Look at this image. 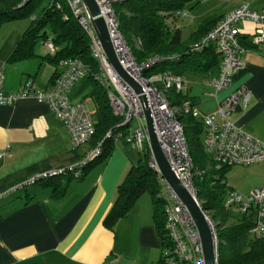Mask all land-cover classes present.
Here are the masks:
<instances>
[{
  "label": "crops",
  "instance_id": "0c3cea01",
  "mask_svg": "<svg viewBox=\"0 0 264 264\" xmlns=\"http://www.w3.org/2000/svg\"><path fill=\"white\" fill-rule=\"evenodd\" d=\"M225 3L228 6L222 12L209 14L202 22L212 15L219 20L242 4L255 11L264 10V0ZM201 23L188 35L181 33V37H190ZM244 24L240 22L238 29L250 42L255 25L252 23L250 29ZM30 25V18L0 24V67H4L5 94L17 91L26 80H32L39 89L50 88L61 67L48 61L42 40L34 43L31 56L9 60ZM176 27L180 29L177 22ZM39 42L41 46L37 45ZM244 59L245 69L235 81L250 89L252 99L245 111L235 110L228 120L264 143V55L249 47ZM214 67L217 68L213 70ZM214 67L183 75L188 83L187 97L204 113L213 112L228 93L227 89L216 92L210 84L219 74V65ZM93 89L92 81L84 77L68 97L72 102L84 101L95 114ZM125 143L129 142L114 141L108 156L91 165L81 178H64L56 185L36 182L15 187L31 171L68 166L89 145L76 148L63 122L45 102L22 98L0 105V153L4 154L0 158V193L15 187L0 198V264H159L163 245L148 192L142 193L112 227L104 223L119 184L134 165ZM225 181L230 190L242 194L264 187V161L229 167Z\"/></svg>",
  "mask_w": 264,
  "mask_h": 264
},
{
  "label": "built area",
  "instance_id": "2783aa9c",
  "mask_svg": "<svg viewBox=\"0 0 264 264\" xmlns=\"http://www.w3.org/2000/svg\"><path fill=\"white\" fill-rule=\"evenodd\" d=\"M65 1L72 16L89 39L91 55L98 63V70L92 76L106 90L113 114L121 117L119 127L129 128L132 122L136 123L128 139L131 148L143 151L146 146L149 147L144 107L140 98L144 95L160 148L176 178L200 207L201 203L193 185L196 168L189 153L179 115L188 114L201 121L204 127V149L217 167L223 164L248 165L264 161V143L243 132L228 120V116L235 110L245 111L252 99L250 89L245 84L235 81L236 76L245 69L246 51L240 41L241 33L238 24L247 21L255 25L250 41L258 52L264 55V10H252L247 4L237 6L225 13L201 42L194 45V49H199L208 43H213L217 47L220 52L219 74L210 84L216 92L228 90L227 95L219 101L213 112L204 113L189 98L179 105L169 101L167 91L170 89L187 94L188 83L182 76L169 71L145 74L150 64L138 62L135 59L119 30V21L113 6L123 0H96V2L107 26L116 58L126 73L140 86L142 91L139 93L112 68L83 1ZM179 13L185 16L187 12L180 10ZM44 47L47 52L52 53L55 50L50 39L44 41ZM154 61L150 63L153 64ZM60 65L50 88L39 89L32 80H26L17 91L7 94L3 92L5 75L4 67L1 66L0 105L13 104L22 98H34L38 102H45L53 114L63 122L77 148L88 144L95 131L94 113L84 101H70L68 93L80 79L91 72H89V66L79 58H66L60 62ZM119 136L120 133L116 139ZM100 152L101 143H98L95 147L88 148L78 160L71 162L68 166L34 172L15 187L41 182L67 171L72 172L74 177H79L84 173V167ZM3 155L0 153V158ZM148 160V166L155 172L159 185L158 197L162 202L167 237L159 264H205L200 235L188 209L164 180L151 151ZM13 188L0 193V198L15 190ZM225 204L236 206L240 214L251 219V237H264V187L254 188L248 194L229 190ZM203 212L207 217L215 255L218 259V222H213L207 211L203 210Z\"/></svg>",
  "mask_w": 264,
  "mask_h": 264
},
{
  "label": "trees",
  "instance_id": "16d2710c",
  "mask_svg": "<svg viewBox=\"0 0 264 264\" xmlns=\"http://www.w3.org/2000/svg\"><path fill=\"white\" fill-rule=\"evenodd\" d=\"M198 1L123 0L114 4L119 30L135 59L150 64L145 70L146 75L169 71L183 77L187 72H203L219 65L220 52L213 43L199 49L193 47L201 42L220 19L217 20L214 15L208 17L187 39L181 37L180 29L176 27V22L181 16L180 10H183L186 4ZM18 18H30L31 25L9 60L31 56L37 40L50 39L55 47L54 52H48L46 56L50 63L60 64L66 58H79L89 66L91 73L86 77L94 85L91 96L96 104V111L95 131L88 145L89 148H93L101 143V152L84 167L85 173L91 165L108 156L119 133L118 138L128 141L131 131L128 127H119L121 117L113 114L106 90L93 78L92 75L98 70V63L91 55L88 37L72 16L66 1L0 0V24ZM240 41L245 49L255 48L247 35L241 34ZM152 60H155L153 64L150 63ZM167 97L174 105H179L188 98L187 94L174 89L167 91ZM178 117L183 125L189 153L196 168L193 185L195 188L197 184L200 188L199 190L195 188L196 196L201 201L202 209L207 211L213 222H218L219 264H264V237L250 236L251 219L240 214L238 208L233 206L239 213V219L235 218L236 222L230 225L225 224L228 219L234 218L230 208L232 206L225 204L226 195L230 190L225 181V173L233 165L245 164H223L217 167L204 149V127L201 121L188 114ZM149 154L147 146L143 151H137V164L130 167L119 184L116 200L104 223L112 227L118 219L129 212L142 193L148 192L154 205L158 234L162 245L165 246L167 237L162 202L158 197L159 185L155 172L148 166ZM37 171H31L29 175ZM84 173L76 178H81ZM71 177H74L72 172L67 171L41 182L56 185L60 180L64 178L68 180ZM63 188L60 189V193Z\"/></svg>",
  "mask_w": 264,
  "mask_h": 264
},
{
  "label": "water",
  "instance_id": "95a60500",
  "mask_svg": "<svg viewBox=\"0 0 264 264\" xmlns=\"http://www.w3.org/2000/svg\"><path fill=\"white\" fill-rule=\"evenodd\" d=\"M82 1L90 15L93 28L112 68L123 80L129 83L135 89L136 92H141L142 90L140 86L136 83L133 78H131L126 73V71L122 68L116 58L111 39L107 30V26L101 15L96 0ZM140 98L144 107V119L149 138V148L151 153L153 154L154 160L159 168V171L163 176L164 180L167 182V184L173 189V191L177 194L181 202L186 206L193 221L195 222L202 243L205 264H219V261L215 255V246L213 243V238L211 235L207 217L205 216L203 210L201 209L197 201L191 196L188 190L176 178L173 171L171 170L158 143L152 123V118L150 116V112L146 103V99L144 95H142Z\"/></svg>",
  "mask_w": 264,
  "mask_h": 264
},
{
  "label": "rangeland",
  "instance_id": "374dc122",
  "mask_svg": "<svg viewBox=\"0 0 264 264\" xmlns=\"http://www.w3.org/2000/svg\"><path fill=\"white\" fill-rule=\"evenodd\" d=\"M225 2H227V0H199L194 5L192 3L186 4L184 9H183L187 12L186 15L185 16L181 15L177 20V25L180 27L181 33L184 35H188L190 33V31L193 29V27L198 25L199 23H201L202 20L206 16H208L209 14L211 15L212 13L217 12V11L222 12L223 9H225L228 6ZM215 9H216V11H215ZM244 22H245V24H244L245 28L252 29V27H253L252 23L247 22V21H244ZM254 31H255V29H254ZM40 44L41 43L39 42L37 45L41 46ZM215 68H217V67H214L213 70ZM186 75H188V73H186ZM89 105L91 106L90 103H89ZM135 126H136V123L132 122L129 125V130L131 132H133ZM116 140H118L120 143L123 144L124 139L118 138ZM125 144L127 146V150H128V153L132 159V162L134 164H137V151L132 149L129 143H125ZM195 188L197 190L200 189L199 185H197V184L195 185ZM230 208L234 214V218L228 219L226 221L227 223H225L226 225H230V224L236 222L235 218L237 220L239 219V213H238L237 209L233 206Z\"/></svg>",
  "mask_w": 264,
  "mask_h": 264
}]
</instances>
